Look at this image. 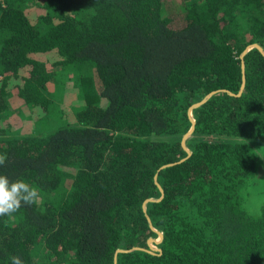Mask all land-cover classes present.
Wrapping results in <instances>:
<instances>
[{"label": "trees", "instance_id": "1", "mask_svg": "<svg viewBox=\"0 0 264 264\" xmlns=\"http://www.w3.org/2000/svg\"><path fill=\"white\" fill-rule=\"evenodd\" d=\"M255 41L264 0H0V174L40 192L0 216V264H114L118 247L158 236L147 213L162 252H119L117 264H264V206L254 217L240 198L256 156L239 137H264L257 47L237 94ZM54 65L81 75L77 102L63 97L69 120L7 136L12 100L46 112L58 98ZM214 89L193 111L192 154L159 169L187 155L188 108ZM157 172L164 195L144 210L162 194Z\"/></svg>", "mask_w": 264, "mask_h": 264}, {"label": "rangeland", "instance_id": "2", "mask_svg": "<svg viewBox=\"0 0 264 264\" xmlns=\"http://www.w3.org/2000/svg\"><path fill=\"white\" fill-rule=\"evenodd\" d=\"M49 71L52 75V80L54 81L52 84L54 87L53 91L58 93L56 94L58 95V98L50 95L51 102L48 103L47 109L49 108V110L46 109V112L40 111L41 108L35 106L36 104L32 105L26 101L21 102L19 98L12 100L10 102L11 114L8 116V120H6L7 122L12 123V126L8 129V132L6 133L7 136L17 137L32 132L34 134H47L48 132L57 129L59 126H63L69 120L67 119L69 116L66 118L61 115V105L62 107L64 104L68 105V109L72 107L69 105L70 102H65L66 99L63 97H72V102H77L76 97L81 94V89L76 81L81 80V75L73 67L62 68L61 65L51 66ZM63 90L65 94L61 95ZM70 112H72V110H70ZM204 136L209 139H220V136L218 135L206 134ZM190 137L192 136L190 135L187 140H189ZM239 138H245L247 140L246 142L255 152L256 156L255 173L240 188L241 204L248 214L257 217L262 213L264 206V158H262L264 157V137ZM230 140H233V138ZM155 237L159 239L157 235Z\"/></svg>", "mask_w": 264, "mask_h": 264}, {"label": "water", "instance_id": "3", "mask_svg": "<svg viewBox=\"0 0 264 264\" xmlns=\"http://www.w3.org/2000/svg\"><path fill=\"white\" fill-rule=\"evenodd\" d=\"M253 47H257L264 54V46L260 42H258V41L249 43L242 50V52L240 54V57H241V60H242L243 78H242V84H241L240 90H239V92H237V94H241L242 91L244 90V87H245V84H246V62H245V55ZM220 89H223L225 91H228L231 94H234L235 93L232 90L227 89V88H220ZM220 89H214V90L210 91L202 99H200L198 101H195V102H193L190 105V107L188 108V114H189L190 120L192 121V125H191L190 129L183 134V137H182V140H181L184 149L187 151V155L185 157L177 160V161L164 163V164H162L160 166L159 169H161L163 167H166V166H169V165H173V164L178 163V162H181V161H183L184 159H186L187 157H189L192 154V149L190 147H188V145H187V138L190 135H192V133L195 130V127H196V118L192 114L193 113L192 111L197 106H199L202 103H204L213 93L219 91ZM154 179H155L156 184L158 185V187L162 191V194L159 197L146 198L145 201H144V203H143L144 210L147 209L146 204H147L148 201H157V200H160L163 197V195H164V188H163L162 184L158 180V172L154 175ZM147 218H148V221H149V224H150L151 228L158 234L159 239H157L155 236H150L148 238V240H147V247H143V246H140V245H135V246H133L131 248L118 247L116 249V251H115V254H114V264H117V262H118V253L119 252L131 251V250H134V249L145 250V251L151 252V253H160V252H162V248L159 246V244L163 241L164 232L161 229H159L156 226H154V224L152 222V218L150 217V215L148 213H147Z\"/></svg>", "mask_w": 264, "mask_h": 264}, {"label": "clouds", "instance_id": "4", "mask_svg": "<svg viewBox=\"0 0 264 264\" xmlns=\"http://www.w3.org/2000/svg\"><path fill=\"white\" fill-rule=\"evenodd\" d=\"M7 159V153H0V166L4 165ZM39 201L40 192L37 187L23 178L12 180L7 175L0 174V216H11L22 205H33ZM9 260L10 264H24L18 255H11Z\"/></svg>", "mask_w": 264, "mask_h": 264}]
</instances>
